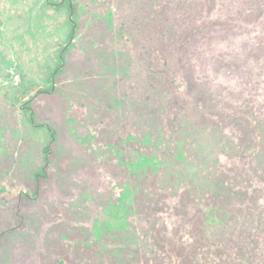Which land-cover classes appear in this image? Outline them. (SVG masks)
Returning a JSON list of instances; mask_svg holds the SVG:
<instances>
[{
	"label": "rangeland",
	"instance_id": "rangeland-1",
	"mask_svg": "<svg viewBox=\"0 0 264 264\" xmlns=\"http://www.w3.org/2000/svg\"><path fill=\"white\" fill-rule=\"evenodd\" d=\"M70 1L0 0V264H142L159 198L199 210V264H264V0L197 14L227 54L192 72L157 31L195 0Z\"/></svg>",
	"mask_w": 264,
	"mask_h": 264
},
{
	"label": "trees",
	"instance_id": "trees-1",
	"mask_svg": "<svg viewBox=\"0 0 264 264\" xmlns=\"http://www.w3.org/2000/svg\"><path fill=\"white\" fill-rule=\"evenodd\" d=\"M232 2L222 6L221 3L219 4V0L190 1L189 4L193 8L195 6L196 9L186 13V23L185 17L181 21L180 27H184L186 31L180 33L181 28L177 29L178 31L174 29L170 32H168L169 29L166 31L158 29L157 33L161 39L159 46L165 45L164 49L173 46V55L176 53L180 67L187 71L192 72L196 69V65L201 59H204L206 66H212L227 52L223 47L217 49L216 54L213 53L214 45L212 44L217 37L206 34L203 38L196 33L194 29L201 27V20L196 15L200 13L202 21L210 26L218 21L228 22L227 19L232 18L233 15L230 14V10H226L232 5ZM67 4L69 6L68 2ZM169 5V0H161L158 8L163 13H169L170 17L174 15V10H170ZM217 14L219 15L217 16ZM156 54L157 59H162V55L157 49ZM151 55L153 56L154 53ZM185 84V90L192 92L191 84L186 79ZM37 176L36 174L35 183L38 181ZM158 201L159 203L154 204L144 213L149 221L148 237L155 253L144 254L140 257V262L142 264H199L207 257L210 248V242L205 233L204 220L199 210L193 212L187 207L177 205L175 201L169 202L166 198H159Z\"/></svg>",
	"mask_w": 264,
	"mask_h": 264
},
{
	"label": "flooded vegetation",
	"instance_id": "flooded-vegetation-1",
	"mask_svg": "<svg viewBox=\"0 0 264 264\" xmlns=\"http://www.w3.org/2000/svg\"><path fill=\"white\" fill-rule=\"evenodd\" d=\"M48 2H50V1H48ZM61 2V1H60ZM60 2H58V3H60ZM68 3H69V8H70V12H71V9H72V5H71V1L70 0H68ZM70 21H71V19H70ZM74 29V28H73ZM60 57L62 58V53L60 54ZM55 73V72H54ZM30 109V108H29ZM38 176V178H39V174H37Z\"/></svg>",
	"mask_w": 264,
	"mask_h": 264
}]
</instances>
